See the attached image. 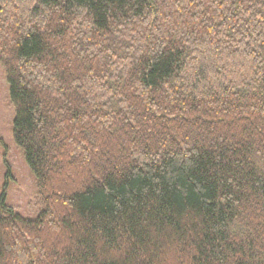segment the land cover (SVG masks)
Listing matches in <instances>:
<instances>
[{
    "label": "trees",
    "instance_id": "trees-1",
    "mask_svg": "<svg viewBox=\"0 0 264 264\" xmlns=\"http://www.w3.org/2000/svg\"><path fill=\"white\" fill-rule=\"evenodd\" d=\"M0 65V264H264V0H0Z\"/></svg>",
    "mask_w": 264,
    "mask_h": 264
},
{
    "label": "rangeland",
    "instance_id": "rangeland-1",
    "mask_svg": "<svg viewBox=\"0 0 264 264\" xmlns=\"http://www.w3.org/2000/svg\"><path fill=\"white\" fill-rule=\"evenodd\" d=\"M14 109L9 101L8 85L0 65V195L25 218H34L43 208L32 173L21 149L12 138Z\"/></svg>",
    "mask_w": 264,
    "mask_h": 264
}]
</instances>
